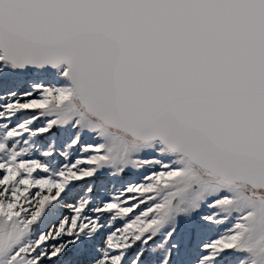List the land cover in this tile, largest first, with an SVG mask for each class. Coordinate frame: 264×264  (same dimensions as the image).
<instances>
[{
	"label": "snow or ice",
	"instance_id": "1",
	"mask_svg": "<svg viewBox=\"0 0 264 264\" xmlns=\"http://www.w3.org/2000/svg\"><path fill=\"white\" fill-rule=\"evenodd\" d=\"M0 264H264V0H0Z\"/></svg>",
	"mask_w": 264,
	"mask_h": 264
}]
</instances>
